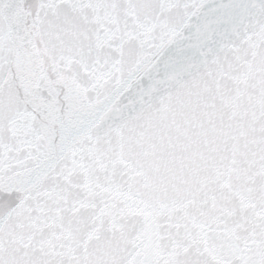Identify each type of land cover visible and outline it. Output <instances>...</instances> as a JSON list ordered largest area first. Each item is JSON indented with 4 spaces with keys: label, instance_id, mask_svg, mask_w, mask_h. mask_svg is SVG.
Segmentation results:
<instances>
[{
    "label": "snow or ice",
    "instance_id": "6c2138e0",
    "mask_svg": "<svg viewBox=\"0 0 264 264\" xmlns=\"http://www.w3.org/2000/svg\"><path fill=\"white\" fill-rule=\"evenodd\" d=\"M0 264H264V0H0Z\"/></svg>",
    "mask_w": 264,
    "mask_h": 264
}]
</instances>
